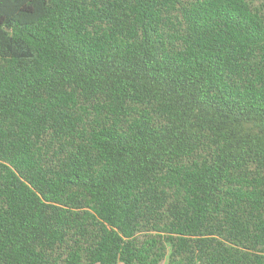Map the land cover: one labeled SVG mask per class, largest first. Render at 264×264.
Segmentation results:
<instances>
[{"label":"trees","instance_id":"trees-1","mask_svg":"<svg viewBox=\"0 0 264 264\" xmlns=\"http://www.w3.org/2000/svg\"><path fill=\"white\" fill-rule=\"evenodd\" d=\"M264 264V0H0V264Z\"/></svg>","mask_w":264,"mask_h":264},{"label":"rangeland","instance_id":"rangeland-1","mask_svg":"<svg viewBox=\"0 0 264 264\" xmlns=\"http://www.w3.org/2000/svg\"><path fill=\"white\" fill-rule=\"evenodd\" d=\"M163 264H168V263H163Z\"/></svg>","mask_w":264,"mask_h":264}]
</instances>
